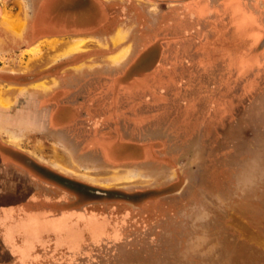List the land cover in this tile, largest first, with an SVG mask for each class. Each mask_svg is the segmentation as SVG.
I'll return each instance as SVG.
<instances>
[{"label": "rangeland", "instance_id": "rangeland-1", "mask_svg": "<svg viewBox=\"0 0 264 264\" xmlns=\"http://www.w3.org/2000/svg\"><path fill=\"white\" fill-rule=\"evenodd\" d=\"M54 1L49 6L48 0H2L0 77L43 73L51 50L74 42L68 37L54 41L78 32L77 21L60 19L64 8ZM104 1L113 12L105 24L113 31L151 28L153 43L169 48L193 43L200 58L159 61L155 50H148L144 62L137 60L123 71L121 82L134 71L141 77L143 69L152 68L146 74L150 82L136 77L132 89L142 106L128 109L121 101L125 108L116 109L118 133L137 141L147 136L154 144L106 142L129 146L116 162L81 150L71 162L72 176L87 174L83 177L96 187L119 192L87 207L86 212L97 211L96 220L70 213L47 220L40 212L20 209L6 229L15 246L0 244V264H264V36L253 43L242 22L226 14L215 23L176 20V14L163 19L162 13L191 0ZM87 2L82 10L95 12V2ZM86 20L87 27L101 22ZM183 26L177 35L174 31ZM165 28L173 33L159 41ZM107 34H92L80 47L91 50L72 61L102 65L99 44L108 41ZM156 106L161 109H152ZM113 120L95 135L111 134ZM72 135L82 138L77 131ZM161 186L169 191L155 190ZM149 189V201H131L133 193Z\"/></svg>", "mask_w": 264, "mask_h": 264}, {"label": "crops", "instance_id": "crops-1", "mask_svg": "<svg viewBox=\"0 0 264 264\" xmlns=\"http://www.w3.org/2000/svg\"><path fill=\"white\" fill-rule=\"evenodd\" d=\"M181 1L183 2V0ZM194 1L186 2L182 7L184 8L185 5L192 4ZM58 2L64 8L63 19L65 20H86L87 18H93L94 13H96V18L101 21L113 19V12L106 10L107 3L104 0H94L99 7H97L95 12L90 11L87 13L84 11H72L73 6L77 8L84 6V3L81 1L58 0ZM207 8V11H203L204 14L195 12L196 15L188 17V19L192 18L190 20H193L195 23H198L196 21L209 20L210 17L206 13L211 8ZM186 18L182 17L183 20ZM198 25L200 26V24ZM200 27L209 32V29ZM184 28V26L179 27L174 32H177V35L181 34ZM66 33L57 36L59 38L55 37L54 41H61L63 39L65 41L67 39L65 37H68L70 40L67 39L66 41L72 42L73 38L76 43L64 45L63 49H53L58 52V56L47 65L48 75L46 78L43 77L26 86H15L9 82H0V244L4 245L6 249H10L11 245L15 246V240L11 243L7 237L6 229H8L11 221L17 217L20 209H23V212L26 213L40 212L43 214V219H56L54 216L49 218L48 211H52L51 207L41 206V201L33 196L32 191L31 194L24 190L25 186H19L20 176L23 177L24 173L21 163H18L15 158L27 156L38 164L47 165L60 173L72 176V173H70L72 160L80 157L81 150L85 152L86 148L88 150L90 148L89 142L86 143L84 148H79V145L76 143V137L72 135L71 124L73 120L69 117V114L68 117L66 116V113L70 112L73 106L70 101L72 90L70 85L72 83L86 82L87 78H96V82L108 84L107 88L102 89L106 94L108 109L112 104L109 102L110 95L114 94V88L120 85L117 94H120L122 89L129 91L127 93V100L122 101L126 102V108L135 109L136 105L140 107L142 104L136 102L138 94L132 90L134 88H131L130 85L134 82L136 83V77H140L141 74H137L134 71L123 82L118 78L121 77L123 71L132 63H136L137 60L144 62L147 58L148 54L146 52L148 50H155L153 52L154 56L159 61H167V58H174L180 62L184 56L195 60L200 58V55L197 53V47L193 43L183 44V46L181 43H177L169 48L164 44L165 42H161L160 39L163 36L166 35L168 37L170 35H167L168 33H173L169 32L166 28L165 31L159 33V43H153V41L157 40L156 37L154 39L149 37L148 42L143 44H136L130 37L128 30L118 28L108 35L109 42L103 38L102 43L99 44L101 48L99 50H102L101 52L103 53L99 58H101L103 64L90 65L87 62H82V59L72 61L71 58L80 56L86 50H90V48L83 49L80 47L88 45L87 41L93 35L90 32L88 33V31H80L73 35ZM124 40L126 41L122 42ZM83 41H86V43L78 44ZM116 41L120 43L116 44ZM177 46L179 47L178 49ZM110 49L109 54H104L105 50ZM177 50L178 53H175L174 51ZM183 67H186L184 63ZM88 70L96 71V75L92 74L93 76L89 77ZM207 70H209L208 66ZM151 71L152 68L143 69L144 76L142 75L138 80H143V83L150 82L146 74H150ZM120 107L125 108L123 105ZM152 109L157 111L161 108L156 106ZM60 115L61 117H59ZM32 134L35 136H31ZM34 137L36 138L34 139ZM28 144L30 145L28 146ZM9 149H11V157L7 154V150ZM81 175L77 178L89 183L91 182L89 181L90 179L83 177L84 173ZM34 182L39 186V179L34 180ZM28 205H31V209L28 208ZM66 213V211H63L61 216Z\"/></svg>", "mask_w": 264, "mask_h": 264}, {"label": "flooded vegetation", "instance_id": "flooded-vegetation-1", "mask_svg": "<svg viewBox=\"0 0 264 264\" xmlns=\"http://www.w3.org/2000/svg\"><path fill=\"white\" fill-rule=\"evenodd\" d=\"M83 3H88L87 0H77ZM94 1V0H93ZM54 0H48L49 6L54 4ZM114 3H124L122 0H113ZM2 3V0H0ZM95 6L99 7L98 4L94 3ZM164 5H169V3H164ZM85 6V4H84ZM84 6H80L79 8L73 7L72 11H83L82 8ZM207 7H210L209 11L206 13L207 16L210 17L211 23H215L214 21L217 18H225V14L228 16H233L235 19H238L242 22L244 27L246 28L247 36L251 38L252 42H257V39L260 36H264V0H195L192 4H187L183 7H179L177 9H171L167 12L162 13L163 19H169L176 14V20H183L182 17H193L195 16V12L198 14H204L203 11H207ZM61 8V7H60ZM125 13V12H123ZM96 13L93 14V20L98 21L99 19L96 18ZM161 15V16H162ZM188 15V16H186ZM64 14L60 15V19L63 21H69L63 19ZM120 17H124L121 16ZM125 18V17H124ZM192 19V18H190ZM73 21H77L76 27H78L77 31H88L92 34L99 35L107 34L106 32L114 29L110 26V24H105V21L95 22L97 24L93 27L85 26L84 20L81 19H71ZM92 20V21H93ZM87 21V20H85ZM104 22V24L102 23ZM183 23V22H182ZM67 25V24H66ZM213 25V24H211ZM197 26H199L197 24ZM66 27V26H65ZM211 28H213L211 26ZM227 28V27H226ZM232 24L229 25L227 28L228 31L231 30ZM115 29H118L115 28ZM151 28L142 31H134L131 35L132 40L135 41L136 44H140V40H143L144 43L148 42L147 40L149 37L153 38V33ZM71 31V30H70ZM115 31V30H114ZM113 31V32H114ZM77 32V33H78ZM95 32V33H94ZM112 32V33H113ZM231 32V31H229ZM66 33V32H65ZM70 33V32H69ZM111 33V34H112ZM75 34V33H71ZM108 35V34H107ZM264 39V38H262ZM261 39V40H262ZM91 50V49H90ZM46 68H41V70ZM92 72L88 70L89 77L96 75V71ZM74 75V73H72ZM48 75L47 71L43 73H38L33 71L28 75H17L11 76L10 79H6L0 77V82L3 83H10L15 86H26L32 84L34 81H38L41 78H46ZM83 81V80H82ZM137 83V82H136ZM136 83L131 85V88H135ZM71 104L74 106L71 107L70 112L66 113V116L71 117L72 127L71 129L74 131L79 132V136L86 138L81 140L82 138H77L76 143L79 145V148H84L88 140L90 141V148L92 154L99 155L105 160H110L116 162L120 159V151L125 150L126 146H116L112 143L105 144L109 141L121 140L130 142L134 140L135 142L140 143L141 141L144 146H149L154 144L147 136L144 139H138V141L132 135L127 139H124L122 135L118 133V128L116 125V109H119V104L122 100H127V94L124 96H120V94H111L109 102L112 104L110 108L107 107V98L105 91L103 88H107L108 84H102L96 82V78H87L86 82H79V83H72L71 85ZM104 92V93H103ZM107 103V104H106ZM67 112V111H66ZM65 116V117H66ZM61 117V115L59 116ZM66 117V118H67ZM114 118V123H111L112 126L107 127L110 128L111 134L107 135L106 138L99 137L95 135V132L101 130V128L105 129V122H109ZM130 132V131H129ZM89 137V139H88ZM133 138V139H132ZM87 149V148H86ZM11 149L7 150V154L11 157ZM13 150V149H12ZM19 153V152H18ZM16 155V154H15ZM21 155V154H20ZM16 156H19L18 154ZM125 156V155H124ZM18 163H21V167L23 170V177L20 176L19 179V186H25V191L33 193L35 198H38L41 201V206H49L51 207L52 211L49 212V218L54 216L59 218L63 211L70 213L73 215V218H90L92 217L93 220L97 219V211L91 210L87 211V207L89 205L94 204H101L105 202L104 200H108L110 193L115 195L117 192L109 191L110 189L106 188H99L96 185L89 183L88 181L82 180L80 178L65 175L60 173L47 165L38 164L35 161L31 160L27 156H20L15 158ZM179 175V172H177ZM39 179V186L34 182V180ZM47 181V182H44ZM168 190L169 187L161 186L155 190ZM123 192V191H122ZM153 189L147 190V193L138 194V192L133 193L131 201H135V199H139L140 201L147 202L149 201V197L153 195ZM31 193V194H32ZM127 193V192H126ZM125 193V194H126ZM152 193V194H151ZM130 194V193H128ZM119 196V195H116ZM134 198V199H133ZM104 199V200H103ZM66 213V214H67ZM98 221V220H97Z\"/></svg>", "mask_w": 264, "mask_h": 264}, {"label": "water", "instance_id": "water-1", "mask_svg": "<svg viewBox=\"0 0 264 264\" xmlns=\"http://www.w3.org/2000/svg\"><path fill=\"white\" fill-rule=\"evenodd\" d=\"M1 4V3H0ZM2 5V4H1ZM58 56V52L57 51H54V50H52L49 54H48V62H51L52 60H54L55 59V57H57ZM44 63V62H43Z\"/></svg>", "mask_w": 264, "mask_h": 264}, {"label": "bare ground", "instance_id": "bare-ground-1", "mask_svg": "<svg viewBox=\"0 0 264 264\" xmlns=\"http://www.w3.org/2000/svg\"><path fill=\"white\" fill-rule=\"evenodd\" d=\"M77 43H78V42H77ZM76 46H77V44H76ZM77 47H78V46H77ZM77 47H76V48H77ZM33 53H34V52H33ZM35 53H36V52H35ZM2 102H3V99H2ZM9 119H10V118H9Z\"/></svg>", "mask_w": 264, "mask_h": 264}]
</instances>
